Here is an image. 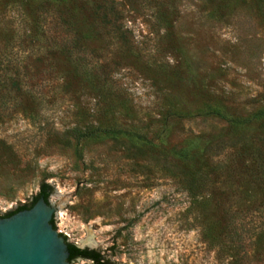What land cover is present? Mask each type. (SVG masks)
I'll return each instance as SVG.
<instances>
[{"label": "rangeland", "instance_id": "obj_1", "mask_svg": "<svg viewBox=\"0 0 264 264\" xmlns=\"http://www.w3.org/2000/svg\"><path fill=\"white\" fill-rule=\"evenodd\" d=\"M224 5L0 0V215L46 182L69 242L114 264H264V250L236 260L202 237L174 168L188 141L227 138L224 121L192 111L264 105V17L252 0ZM107 125L125 133L77 142ZM219 159L245 187L247 159Z\"/></svg>", "mask_w": 264, "mask_h": 264}, {"label": "trees", "instance_id": "obj_2", "mask_svg": "<svg viewBox=\"0 0 264 264\" xmlns=\"http://www.w3.org/2000/svg\"><path fill=\"white\" fill-rule=\"evenodd\" d=\"M210 1L213 4L218 3V9H221L222 3L223 5L233 1L247 3L249 0ZM252 1L258 13L264 17V0ZM229 109L226 104L215 100L190 113L194 118L213 117L224 121L227 124V138L225 139L224 134H212L201 144L194 140L188 141L185 145L176 148L174 168L183 191L190 199L189 208L196 214V227L199 228L202 237L211 244H221L236 260H240L248 244L258 253H263L264 250V105L247 114L231 113ZM250 129H253L251 134L247 133L245 137L239 136L241 131ZM100 133L122 134L125 131L108 125L99 126L82 133L78 136L77 142ZM131 134L141 141L150 142L146 141L147 137ZM0 142L5 150L10 151V146L4 141ZM227 150H232L239 158L248 161L241 169L245 174V187L227 180L235 171L229 164L219 159V156ZM251 184L259 190L258 193H250ZM52 190V186L44 182L40 192L30 203L20 205L0 217L10 216L17 211L32 207L41 195L48 201ZM246 202H249L248 206ZM52 223L56 228L54 218ZM65 238L67 239L66 236ZM68 249L71 263L83 258L88 261L84 264H114L97 249L80 248L69 241Z\"/></svg>", "mask_w": 264, "mask_h": 264}, {"label": "water", "instance_id": "obj_3", "mask_svg": "<svg viewBox=\"0 0 264 264\" xmlns=\"http://www.w3.org/2000/svg\"><path fill=\"white\" fill-rule=\"evenodd\" d=\"M61 205L41 195L32 207L0 217V264H80L69 261V238L58 224Z\"/></svg>", "mask_w": 264, "mask_h": 264}, {"label": "flooded vegetation", "instance_id": "obj_4", "mask_svg": "<svg viewBox=\"0 0 264 264\" xmlns=\"http://www.w3.org/2000/svg\"><path fill=\"white\" fill-rule=\"evenodd\" d=\"M85 248H89V247H85Z\"/></svg>", "mask_w": 264, "mask_h": 264}]
</instances>
